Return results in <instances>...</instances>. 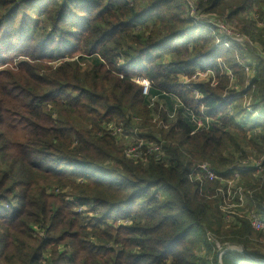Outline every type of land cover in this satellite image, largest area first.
Returning a JSON list of instances; mask_svg holds the SVG:
<instances>
[{"label":"trees","instance_id":"1","mask_svg":"<svg viewBox=\"0 0 264 264\" xmlns=\"http://www.w3.org/2000/svg\"><path fill=\"white\" fill-rule=\"evenodd\" d=\"M181 1L0 0V42L22 47L27 59L0 62V264H217L207 232L257 259L227 251L221 264H264V233L246 219H226L222 199L212 198L219 184L197 170L206 164L229 180L228 168L246 161L247 150L264 157V61L247 67L254 77L242 93L261 113L252 119L236 96L244 70L225 59L236 51L211 38L167 47L191 34ZM226 1L241 0H197L198 9L219 12ZM52 39L69 55L54 59ZM197 68L225 72V82L185 90L179 77ZM228 70L232 98L223 96ZM138 76L150 83L147 97ZM150 98L168 112L150 109ZM142 106L148 109L139 112ZM173 110L169 128L152 131L156 114L168 122ZM115 122H124L125 137L109 131ZM130 136L159 144L161 158H126L117 145ZM192 173L202 186L188 179ZM261 179L240 172L252 192L242 216L254 210L264 219Z\"/></svg>","mask_w":264,"mask_h":264},{"label":"rangeland","instance_id":"2","mask_svg":"<svg viewBox=\"0 0 264 264\" xmlns=\"http://www.w3.org/2000/svg\"><path fill=\"white\" fill-rule=\"evenodd\" d=\"M191 2L192 0H182L180 4L181 10L184 11V17L190 20V23L193 26L191 27V34L190 35L185 34L178 39L172 40L170 43H168L167 47L175 48L179 45H181L179 47H182L183 45H186L189 42H191V40L193 39L197 41H203L206 38H211V41L214 47L220 48L222 51H236L233 57L225 55V59L234 58L237 64H239V66H241L244 70L243 71L244 72L243 91L240 88L237 89L236 96L239 97L240 100H242V108L248 114L252 115L253 117L252 119H257V117L261 115V113L256 112L255 109L253 108V105H254L253 98L248 96L247 94H243L242 92H244L245 89L249 87V84L246 83L247 79L254 77V74L251 75L249 72L246 71V69H248L247 67L253 70V66L256 65V58L257 59L261 58V61H264V45H263L264 43V0H241L239 2L226 1V7H224L219 12H215L211 14L203 12L202 9H200L202 11V13H200L198 9L197 0H193V4L196 7V13L194 15L192 14V11L188 6V3H191ZM237 11L239 12L238 15L233 16L234 15L233 12H237ZM29 16L33 17L34 20H37L38 18H40L36 16L34 13H31ZM204 19L209 22V26L204 24L205 22ZM213 24L214 25L220 24L219 27L221 31H223L225 34H223L219 29L212 27ZM62 27L65 29H69L68 25H62ZM222 39L228 40L230 41V43L227 44V43H224L223 41H220ZM57 41H58L57 39H52L51 42L49 43L50 48H51L50 50H53L54 52L53 58L56 59V57H60L63 54L69 55V53H67L66 51L65 46L60 48L61 44H59ZM31 44L32 43H30V45ZM13 45L21 46V42L14 41ZM14 49L15 48H11L10 46L3 48V45L0 42V62L2 60H5L7 63L8 62L10 63L9 65H6V66H12V65L18 64L19 62H23L27 60L25 58L24 51L21 50L22 47L19 48L18 51H15ZM16 52H19V53L17 55H13ZM225 59L221 57L217 59V63L221 65V63H223ZM86 61L88 62V60ZM87 62H85L84 64L86 65ZM163 62L165 63L168 62V57L164 59ZM1 69L2 67L0 68V70ZM207 71L209 70L203 71L197 68L196 71L190 75H181L179 77L178 84H180V86L184 88L185 90H187L190 85L198 83V82L199 83L209 82V84L212 87H217L223 81L222 75L225 74V72H223L222 74L220 73L218 77H216L215 73H213L212 76L209 75L208 77H206L204 73ZM226 73H227L226 78L229 77V81L223 91V96L226 98L227 97L232 98L229 92L232 91L235 87L234 76L231 75L229 70L226 71ZM240 77L241 75H238V78ZM137 79L146 80L140 76L136 77L134 80L136 81ZM223 82H225V80ZM138 86L141 87L140 85ZM251 88H253L252 90L254 92L255 88L254 87H251ZM141 93H142V90H141ZM143 96L147 97L149 96V94L147 96L145 95ZM149 104H150L149 105L150 109L154 108L157 111V113H160L161 115L164 113V111L168 112L164 104V101L162 100L157 101V99L150 98ZM146 109H148L146 106H142L139 109V112L144 111ZM173 111L174 112L172 114L169 113L171 117L169 118L168 122L165 121V118L158 116L156 114L155 120L151 124L152 131H159L161 129L163 130L167 129V127L171 125L172 121L174 120L173 117L175 116L176 111L175 110ZM200 112L205 114L203 108L200 109ZM133 119L135 120V118ZM115 123L118 125L119 124L125 125L124 122L122 123L115 122ZM136 123L142 124V121L138 120ZM141 127H143L142 129L144 131H146L145 128H147L148 130L150 129L144 126H141ZM109 131L112 133L110 129ZM136 139H140V138L136 137ZM133 142L135 141L129 140L123 144L119 143L117 147L120 148L121 150L123 149V153H124V151L127 148L131 147ZM247 151L248 153L245 154L246 161L252 162L262 156L258 153V151H254L252 153L249 150ZM247 179L249 180L247 181ZM247 179H244V181L246 182V185L248 184L251 178L249 177ZM231 187L232 188L237 187V182L232 183ZM247 188L250 189L251 184H248ZM56 191L57 190H55V192ZM207 235H208L209 241L214 244V248L216 249V256L218 255V252L220 250L222 251L223 248L229 251V250H238L240 247H242L234 242H224L222 245H220L217 242L216 238L212 236L209 232H207ZM243 251L246 252L244 248H243ZM238 253L240 252L238 251ZM258 254L263 255V250L258 248ZM216 259H217V264H221V258L218 259L216 257ZM255 260L257 259L255 258ZM255 260L253 261L251 260V261L255 262Z\"/></svg>","mask_w":264,"mask_h":264},{"label":"built area","instance_id":"3","mask_svg":"<svg viewBox=\"0 0 264 264\" xmlns=\"http://www.w3.org/2000/svg\"><path fill=\"white\" fill-rule=\"evenodd\" d=\"M188 6L191 9L192 14L194 15L196 13V7L193 4V0L191 3H188ZM204 24L209 26V22L206 20ZM219 25L220 24H213L212 27H215L221 31ZM221 32L225 34L223 31ZM220 41H223L227 44L230 43V41L225 39H222ZM246 71L248 72L247 69ZM204 75L208 77L209 75L212 76L213 74L207 71L204 73ZM135 83L141 86L143 95L147 96L149 94L150 83L147 80L137 79ZM201 125L202 123L198 122V126ZM109 129L112 131L115 137L123 138L126 136L125 129L122 125L111 126L109 127ZM130 133L131 132H129V134ZM130 139L135 142H133L131 147L127 148L124 151V155L126 158L136 162L139 161L144 163L147 161V158L149 156H154L155 159L161 158V147L159 144H156L155 142H152L148 139H136V137L132 138L131 136ZM197 170L202 173L204 181L206 180L208 182H217L219 184V187L215 190L214 196L212 198L220 197L222 199L220 210L224 214L226 219L234 215L240 217L241 219H246L253 231L264 233V219H262L257 212H255L254 210L249 211L246 216H242V214L238 212L239 210H242L247 206L248 199L250 198L252 193L246 192L244 187L240 183V172L252 171L254 179L262 180L261 178L264 174V157L258 158L257 160L252 162L244 161L239 165L229 167L228 170L232 174V178L229 180H226L222 175L216 174L206 164L198 165ZM188 179L190 181L199 182L200 186H202V181L199 174L192 173L188 175ZM234 182H237V187L232 188L231 185Z\"/></svg>","mask_w":264,"mask_h":264},{"label":"water","instance_id":"4","mask_svg":"<svg viewBox=\"0 0 264 264\" xmlns=\"http://www.w3.org/2000/svg\"><path fill=\"white\" fill-rule=\"evenodd\" d=\"M227 251L228 250H226L224 248L222 249V251L220 250L218 252L217 258L220 259L222 257V255L225 254ZM229 251H234V252H238L239 251L240 254H242L247 260H252V261L255 260V258H253L249 254H247L246 252H244L242 247H240L238 250H229ZM255 261H257V260H255Z\"/></svg>","mask_w":264,"mask_h":264}]
</instances>
